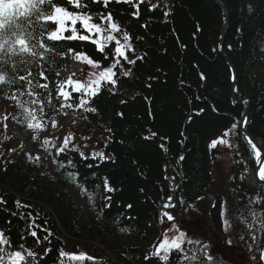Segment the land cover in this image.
Instances as JSON below:
<instances>
[{"label": "trees", "instance_id": "1", "mask_svg": "<svg viewBox=\"0 0 264 264\" xmlns=\"http://www.w3.org/2000/svg\"><path fill=\"white\" fill-rule=\"evenodd\" d=\"M151 5L157 6L155 10H149ZM88 10L111 11L134 37L136 51L129 54L130 59L144 56L130 66L129 77H119L114 93L104 89L95 98L98 114L84 113L88 117L84 120L81 112L73 114L65 109L67 116L52 113L57 129L67 121V131L60 133L58 129L54 135L58 146L69 134L75 137L70 147L79 146L70 158L81 181L89 188L101 185L94 211L87 217L80 215L82 204L76 196L80 189L65 176L68 168L61 170L56 164L51 175L45 164L28 161L24 153L18 157L0 155V197L6 201L0 204V228L6 229L16 244L38 251L51 249L43 259L38 258L39 264H59L60 250L87 253L106 264H160L151 255L152 241L160 234L162 211H169L188 223L197 222L199 216L207 218L206 232L198 240L210 245L213 264H261L264 233L257 232L253 243L243 220L251 222L252 209L264 213V202L250 203L257 195L264 198V188L256 181L252 154L239 127L229 137V169L224 171L220 163L217 165L219 178L225 181L223 187L208 212L199 206L215 190L217 157L212 156L210 145L243 119L247 106V132L264 145V0H144L138 19L132 15L133 6L125 3L112 2L107 9L89 3ZM69 46L103 59L90 43L66 41L60 45L62 49ZM58 64L62 73L66 60ZM82 64L76 80H86L91 71ZM49 76L56 79L51 73ZM245 99L249 104L242 103ZM3 104L15 105L0 98ZM99 151L114 160L92 159L91 153ZM79 152L89 158L81 159ZM180 156H184L183 161ZM105 176L116 191L108 194L111 208L97 219L104 194L101 178ZM172 176L176 179L165 178ZM168 196L175 208H163ZM17 201L31 207L18 208ZM29 213L41 226L35 229L42 241L39 245L26 230ZM225 219L231 223L227 230ZM9 220L10 225L6 223ZM41 228L51 230V243L43 241L46 233ZM122 239L135 245L124 246ZM249 244H253L251 249ZM169 264H177L175 253Z\"/></svg>", "mask_w": 264, "mask_h": 264}, {"label": "snow or ice", "instance_id": "2", "mask_svg": "<svg viewBox=\"0 0 264 264\" xmlns=\"http://www.w3.org/2000/svg\"><path fill=\"white\" fill-rule=\"evenodd\" d=\"M112 2L132 5L134 8L132 15L138 19L140 5L144 3V0H0V98L15 103L18 111L12 120L26 124L29 130L37 133L33 136L34 141L38 138L39 132L47 129L49 120L53 128L57 126L58 122L52 113H62L67 116L69 112L64 111L65 109L73 114L81 112L80 118L84 120L88 119L87 115H83L84 113L98 114V109L93 104L95 98L104 89L114 93L119 77H129L132 71L130 66L135 65L137 60L144 59L143 55L130 59L129 54H135L136 51L134 37L111 11L88 10L89 3L100 4L107 9ZM156 7L151 5L149 10H155ZM249 11H251L250 6ZM164 14L167 16L168 12ZM142 26L147 27V25ZM139 39L140 37L135 38V40ZM66 41L90 43L103 59H94L86 51H77L72 46L62 49L60 45ZM69 56L78 63H86L89 66L91 71L86 80H74L72 76L75 73L72 76L60 78L62 66L58 64V61L66 60ZM49 73L56 79L50 78ZM201 79H204L203 74ZM233 79L235 80V76ZM234 91L238 89L234 88ZM73 93L76 95L73 96ZM243 103L249 102L245 100ZM4 119L7 120L8 116L5 115ZM248 124V116L244 115L243 119L235 121L231 128L223 133V136L213 141L210 147L216 148L218 144L232 147L227 138L230 134H235L238 127L246 129ZM108 131L111 132L110 129ZM155 135L156 133H151V136ZM74 139V135L69 134L59 147L51 145V148L55 149L54 154L47 148L44 150L48 151L49 156L53 157V163L59 165L61 170L69 169L64 173L69 182L75 184L80 189V194L85 196L92 206H95L101 185L96 184L89 188L85 182L81 181L80 173L76 170L77 165L70 158V154L79 147L78 145L70 147ZM244 140L252 154L251 159L256 165V180L264 182V145L247 132L244 134ZM49 143V139L46 138L44 144L49 145ZM161 147L163 148V144ZM12 151L15 149L9 150V152ZM78 154L81 159L89 158L83 152ZM25 155L30 162L38 163L41 159L39 155L33 157L31 153ZM60 156H65L66 159H57ZM91 158L102 161L114 160L113 156L105 155L103 151L92 152ZM179 160L183 161L184 156H180ZM4 170L7 171L6 168ZM165 178L176 179L175 176ZM101 179L104 194L100 197L103 203L97 219L105 209L111 208L112 197L108 194L116 191L106 176ZM172 199L171 196L166 198L164 209L176 207ZM180 202L183 203V198ZM262 202L264 198L259 195L250 199L252 204ZM4 203L6 201L0 197V204ZM16 205L18 208L31 207L28 204L21 205L20 201H17ZM127 207L130 209L132 205L129 204ZM249 214L252 218L251 222L244 219L243 223L249 228L251 240L255 243L258 238L257 232L264 233V213H258L252 209ZM29 217L31 220L26 230L39 245L42 241L35 229L41 226L36 224V219L31 213ZM165 218L170 222L169 226L163 229V239L158 245H153L154 251L151 253L153 257L159 259L160 264H169L174 253L177 264H213L214 256L210 254L208 243L194 239L182 230L181 224L176 221V217L171 212L162 211L159 221L161 225L164 224ZM6 223L10 225L11 221ZM223 223L225 230L231 227L228 219H225ZM41 230L46 233L43 241L51 243L50 238L53 237L51 230L48 228H41ZM121 231H128V229L121 228ZM6 232V229L0 228V264H39V259H43L51 251V249L38 251L26 247L24 243L16 244ZM21 239L24 240L26 237L21 236ZM240 239L244 240L245 237L242 235ZM231 243L232 241L229 240L228 244L231 245ZM248 247L251 249L253 244H249ZM59 256V264H76V262L106 264L102 258L92 257L87 253H67L60 250ZM260 259L264 261V248L260 249Z\"/></svg>", "mask_w": 264, "mask_h": 264}, {"label": "rangeland", "instance_id": "3", "mask_svg": "<svg viewBox=\"0 0 264 264\" xmlns=\"http://www.w3.org/2000/svg\"><path fill=\"white\" fill-rule=\"evenodd\" d=\"M73 65L76 66V68L70 67ZM82 65H83L82 63H78L73 58L70 61L67 58L66 65L64 69H62L63 71H62L61 77L66 78V77L72 76V74L75 73V75L72 76V78L75 80L78 77V75L81 73V70L83 67ZM16 111L17 109L15 108L14 104L13 106L9 104L0 105V155H4L6 157H14V156L18 157L20 156L21 153H24V154L31 153L33 157L39 155L41 158L39 162L42 164H45L47 171L52 175L55 171L56 164L53 163V157L49 156L48 151H45L44 149L47 148L51 150L54 154L55 149L51 148V145L54 144L56 145V147H59L56 139L54 138L55 137L54 135H56L58 129L60 130V133H64L67 131V121H63L61 123V126L58 127V129L56 127H55L56 129L53 127H50V128H47L45 131L39 132L38 138L34 141L33 136L37 135V133H35L32 130H29L26 127V124L13 122L12 117L17 114ZM5 115L8 116L7 120L4 119ZM5 124H7V129H5L4 131L3 127L5 126ZM241 134L243 135L242 132ZM46 138L49 139L50 141L49 145L44 144V140ZM257 141H260L261 145H263L261 140H257ZM230 148L231 147H228L225 144H218L216 148H212L213 150L212 156L217 157V160L213 167V173H214V178H215V190L200 203L199 209L203 212H208L209 207L212 205L214 201L215 194L218 192L220 187H223L225 183L224 179L219 178V170L217 169V165L218 163H220V168L224 169V171L229 169L230 159H231V149ZM10 149H15V151L9 152ZM255 173H256V165H255ZM71 190H76V188H72ZM76 196L78 199H80L81 204H82L80 215H84V217H87V215H91L94 211V206H92V204L89 202V200L85 196H82L80 194V190H76ZM174 216L176 217V221H178L181 224L182 230L186 231L192 238L199 239L198 237H200L206 232L205 230L206 224L208 223V220L206 217L203 218V216H199L198 219H195V220H198L197 222L192 221L188 223L187 222L188 220L184 219L182 216H178V215H174ZM169 223L170 222H168L165 218L164 224L161 225L159 236L157 237V239H154L152 241L153 245H158V243L163 239V236H162L163 229H166L169 226ZM121 244L124 246H128V247H133L135 245L133 241H130L127 239H124V240L122 239ZM263 263L264 261H261V264Z\"/></svg>", "mask_w": 264, "mask_h": 264}, {"label": "water", "instance_id": "4", "mask_svg": "<svg viewBox=\"0 0 264 264\" xmlns=\"http://www.w3.org/2000/svg\"><path fill=\"white\" fill-rule=\"evenodd\" d=\"M220 5V4H219ZM221 6V5H220ZM221 8H223L224 9V7L223 6H221ZM226 23H227V20H225V26H226ZM224 31H226V27H224ZM231 73H232V81H233V83L235 82V80L233 79V76H235V73H234V71L233 70H231ZM248 102H249V100L248 99H246ZM244 115H247V116H249V107H247V109H246V111H245V113H244ZM240 130H241V132L243 133V135L245 134V132H247V130L246 129H242V128H240ZM248 133V132H247ZM257 141V140H256ZM258 142H260V141H258ZM261 144V143H260ZM258 182V181H257ZM261 186H263L264 187V182H258ZM264 248V247H263ZM264 264V263H263Z\"/></svg>", "mask_w": 264, "mask_h": 264}, {"label": "bare ground", "instance_id": "5", "mask_svg": "<svg viewBox=\"0 0 264 264\" xmlns=\"http://www.w3.org/2000/svg\"><path fill=\"white\" fill-rule=\"evenodd\" d=\"M68 60L70 61L71 60V57H68ZM70 67H73V68H76V66H70Z\"/></svg>", "mask_w": 264, "mask_h": 264}]
</instances>
